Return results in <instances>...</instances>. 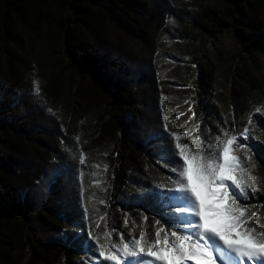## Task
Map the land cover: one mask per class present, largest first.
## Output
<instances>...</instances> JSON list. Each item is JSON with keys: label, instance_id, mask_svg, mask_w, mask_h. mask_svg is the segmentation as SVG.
<instances>
[{"label": "trees", "instance_id": "16d2710c", "mask_svg": "<svg viewBox=\"0 0 264 264\" xmlns=\"http://www.w3.org/2000/svg\"><path fill=\"white\" fill-rule=\"evenodd\" d=\"M245 127L264 232V0H0V264H115L99 250L174 230V145L200 156Z\"/></svg>", "mask_w": 264, "mask_h": 264}, {"label": "snow or ice", "instance_id": "6c2138e0", "mask_svg": "<svg viewBox=\"0 0 264 264\" xmlns=\"http://www.w3.org/2000/svg\"><path fill=\"white\" fill-rule=\"evenodd\" d=\"M249 138L245 127L227 136L219 150L208 148L200 156L186 153V146L177 142L172 149L176 167L170 169L175 187L167 189L174 212L162 216L174 230L157 227L154 234L144 230L138 238L129 234L122 246L108 254L101 248L99 256L115 264H129L131 258L138 264H264V232L247 226L255 214L239 205L256 191L254 178L239 174L248 170L235 154L236 148L247 147ZM87 243L96 247L92 240Z\"/></svg>", "mask_w": 264, "mask_h": 264}, {"label": "rangeland", "instance_id": "374dc122", "mask_svg": "<svg viewBox=\"0 0 264 264\" xmlns=\"http://www.w3.org/2000/svg\"><path fill=\"white\" fill-rule=\"evenodd\" d=\"M181 5L182 6V3H178L176 4V6H179ZM177 10V9H176ZM179 15H182V12L180 11V14ZM181 23V21H177L176 19H173V24L174 26L178 27L179 29L181 28V26L179 25V23ZM199 36V35H198ZM173 37V36H171ZM175 38V37H173ZM197 40H199V38H197ZM204 45V44H203ZM187 46V43L185 44L184 42L182 43H179V42H176L174 40H172V42H168L166 43V46H165V49L167 51H169V54L170 56H172L171 58L166 54L167 58L169 59H166L164 61V66H165V71H169V70H172L171 72H174L175 70V67L173 65V60H174V56L175 54H178L180 53L181 51H183ZM35 64H36V71H35V74L37 75V80L38 82H41V74L43 73V76L44 74L47 73V70H49V66L48 64H46L45 66L44 65H40L36 60H35ZM43 71V72H42ZM43 78V77H42ZM44 80V79H43ZM62 96L63 95H68L70 94L71 95V90H69L68 86H65L62 90ZM63 98V97H62ZM221 98V97H220ZM221 101V100H220ZM193 102V101H191ZM253 124V123H252ZM146 129H147V134H148V140H149V143H150V148L152 149V153L154 154V156L158 159V160H164V157H165V148H164V143H165V139L159 134L158 132V129L157 127L153 124V123H149L147 124L146 126ZM158 134V136L156 135ZM235 154L240 157V160L246 162L248 164L249 167H252V168H256L258 167V163L256 161V159H254V155H251L246 149H239V148H236L235 150ZM51 174V179L52 180H55L57 181L60 177H61V173L59 172V170H52L50 172ZM134 193L136 194H140L141 192L137 189H134L133 191ZM249 200V199H248ZM247 200V201H248ZM239 205L242 209H245L247 211V208L249 207V202H245V201H241L239 202ZM112 238V237H111ZM111 238H109L111 240ZM110 243V242H109ZM123 259V257H122ZM134 260L137 261V259L133 258ZM217 264H219V261H217Z\"/></svg>", "mask_w": 264, "mask_h": 264}]
</instances>
